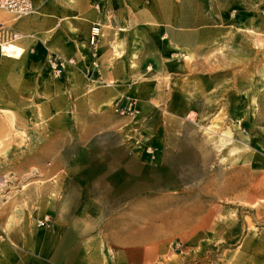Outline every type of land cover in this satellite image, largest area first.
<instances>
[{
	"label": "rangeland",
	"instance_id": "374dc122",
	"mask_svg": "<svg viewBox=\"0 0 264 264\" xmlns=\"http://www.w3.org/2000/svg\"><path fill=\"white\" fill-rule=\"evenodd\" d=\"M6 13L15 17L0 9V20L11 18ZM239 14L238 5L229 7L216 40L196 48L177 47L167 33L148 36L141 71L121 85L129 91L121 99L142 106L136 117L116 112V100L85 108L81 96L63 92L57 79L69 63L56 74L49 61L56 53L36 61L33 43L22 44L18 57L0 47L5 264H138L141 251L154 253L151 264H177L181 238L195 235V220L210 208L215 220H229L230 237L237 219L258 215L240 201V189L253 181L245 143L264 137V48L240 29ZM96 25L102 35L94 57ZM93 27L83 68L87 102L106 84L94 75L104 35L102 25ZM229 252L220 262L240 264ZM205 259L196 260L209 264L218 254Z\"/></svg>",
	"mask_w": 264,
	"mask_h": 264
},
{
	"label": "crops",
	"instance_id": "0c3cea01",
	"mask_svg": "<svg viewBox=\"0 0 264 264\" xmlns=\"http://www.w3.org/2000/svg\"><path fill=\"white\" fill-rule=\"evenodd\" d=\"M33 2L34 12L25 16L13 14L15 17L6 13L11 18L2 19L0 22H8L11 28L23 35H32L21 38L16 44L19 46L24 44L27 49L31 43L35 44L34 46L39 48L35 53L38 56L36 61L49 51L65 59L76 60L75 64H68L67 70H64L65 73L63 72L57 81L63 92L81 96L85 108L93 104L108 103L110 100L115 102L129 92L121 85L138 74L137 71H141L140 66L144 65L141 50L149 39L148 36H159L160 39L162 33H167L177 47L189 49L196 48L201 43L212 44L222 30L221 19L229 17V7L234 5H238L240 9V29L252 36V39L256 36L262 39L263 44L260 46L264 48V0H33ZM95 23L102 25L104 36L100 41L99 52L101 74L94 72V75L97 77L101 75L99 78L106 84L99 85L91 94L90 102H87L85 92L86 83L89 81L83 68L91 62L89 36ZM255 44L251 43L252 49ZM25 56L27 55L23 57ZM251 81L260 79L252 77ZM46 88L48 89L47 86ZM249 91H245L248 92L246 96H253ZM260 92L264 96V86ZM248 141L245 143L248 147L245 148V152L250 156L246 161L251 163L249 174L253 181L251 184L248 183L246 189H240V201L250 203L260 210L256 212L258 215L251 217V221L244 217L237 219L235 223L238 227L237 233L230 237L227 229L229 220L227 218L215 220L213 208H210L204 216L201 215L195 220L190 233L195 235L181 238L184 249L177 252V264H199L196 259L210 257L213 252L218 254V259L211 260L209 264H222L220 261L228 260L229 250L233 249L235 255L238 254L240 257V264H264V216L260 218L261 213H264V137ZM214 225L218 228L212 232ZM228 242H236V248H229L226 244ZM139 254L134 257L138 264H151L155 259L154 253L141 251ZM4 257L3 251H0V264L9 262ZM129 258L133 260L132 256Z\"/></svg>",
	"mask_w": 264,
	"mask_h": 264
},
{
	"label": "built area",
	"instance_id": "2783aa9c",
	"mask_svg": "<svg viewBox=\"0 0 264 264\" xmlns=\"http://www.w3.org/2000/svg\"><path fill=\"white\" fill-rule=\"evenodd\" d=\"M0 9L10 12L15 16H22L34 12L35 7L33 0H0ZM101 35L102 32L100 26H94L91 35V43L95 50L93 53L94 57L97 56V41L99 40ZM21 36L22 34L19 31L14 30L9 25L3 22H0V47L3 53L6 54V52L4 51V47H6V45L10 43L16 44L17 40H19ZM49 61L51 63L52 68L58 75L62 74L68 63H74V59H65L57 54L51 56L49 58ZM94 61L97 65V60L95 59ZM114 109L120 115H125L129 117H136L141 114L138 102L134 97H126L124 99L116 101L114 103Z\"/></svg>",
	"mask_w": 264,
	"mask_h": 264
},
{
	"label": "bare ground",
	"instance_id": "6f19581e",
	"mask_svg": "<svg viewBox=\"0 0 264 264\" xmlns=\"http://www.w3.org/2000/svg\"><path fill=\"white\" fill-rule=\"evenodd\" d=\"M4 50L7 51L9 53V55H11V56H21L22 52L24 51V49L21 46H19L17 44H13V43L6 45V47H4ZM4 132H5V130H4ZM234 139L235 138H233V140Z\"/></svg>",
	"mask_w": 264,
	"mask_h": 264
}]
</instances>
